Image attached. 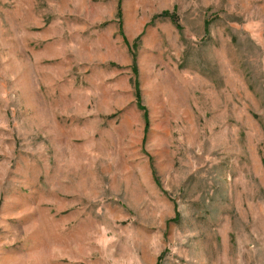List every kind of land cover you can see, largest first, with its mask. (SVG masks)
<instances>
[{
	"label": "rangeland",
	"instance_id": "1",
	"mask_svg": "<svg viewBox=\"0 0 264 264\" xmlns=\"http://www.w3.org/2000/svg\"><path fill=\"white\" fill-rule=\"evenodd\" d=\"M0 264H264V0H0Z\"/></svg>",
	"mask_w": 264,
	"mask_h": 264
},
{
	"label": "trees",
	"instance_id": "2",
	"mask_svg": "<svg viewBox=\"0 0 264 264\" xmlns=\"http://www.w3.org/2000/svg\"><path fill=\"white\" fill-rule=\"evenodd\" d=\"M118 18L121 17L120 15V10H118L117 13ZM158 19H167L171 22V24L180 32L182 30L179 19H178V15L176 13V9H172L171 11H164L158 15H155L149 24L154 23L156 20ZM205 31L208 33V28H209V23L205 22ZM139 40V37H137L135 39L134 44H137ZM133 62H132V74L135 78H137V68H136V56L133 54ZM133 87H134V91H135V100H136V107L138 109V111L143 113V121H144V135H146V133L148 132L149 129V119H148V115L146 112V109L144 107H142V100H141V95H140V91H139V86H138V82L135 80H133Z\"/></svg>",
	"mask_w": 264,
	"mask_h": 264
}]
</instances>
